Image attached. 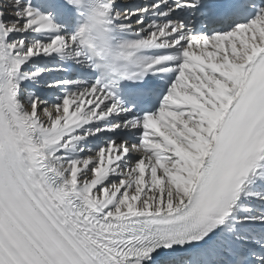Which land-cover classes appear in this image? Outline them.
<instances>
[{"label": "snow or ice", "instance_id": "1", "mask_svg": "<svg viewBox=\"0 0 264 264\" xmlns=\"http://www.w3.org/2000/svg\"><path fill=\"white\" fill-rule=\"evenodd\" d=\"M0 264H264V0H0Z\"/></svg>", "mask_w": 264, "mask_h": 264}]
</instances>
